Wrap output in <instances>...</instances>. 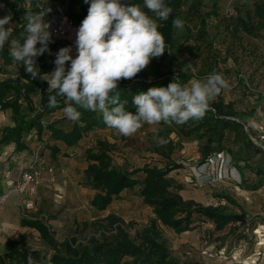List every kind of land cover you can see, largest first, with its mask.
Returning a JSON list of instances; mask_svg holds the SVG:
<instances>
[{"label":"trees","instance_id":"16d2710c","mask_svg":"<svg viewBox=\"0 0 264 264\" xmlns=\"http://www.w3.org/2000/svg\"><path fill=\"white\" fill-rule=\"evenodd\" d=\"M45 1L66 3L68 16L78 27L87 15L89 7L84 0ZM203 1L165 0V3L173 9L167 21H158V30L165 38L166 51L160 58H153L149 66L133 79L119 82L120 99L122 102L126 101V110L134 112L133 97L142 91L146 92L150 87H166L175 77L182 84H186L194 77L191 72H183L177 66L179 59L185 54L195 63L193 53L199 51L195 45H189L192 37V28L189 24H196L197 36L202 41L207 36L205 31L207 19L213 13L202 10ZM252 1H254L252 11L246 14L245 18L240 15L235 18L232 33L243 32L250 37H259L260 33L264 32V0ZM122 2L139 4L143 7V0H122ZM35 3L36 0H32V8L26 11L17 1L10 3L9 0H0V4L9 11L14 22L11 39L21 37L27 23L26 15L39 13L34 7ZM148 14L152 15L151 12ZM177 18L184 21L182 30L173 25V20ZM21 43H23L22 39ZM48 48L49 51L39 56L36 61L41 73H50L52 70L49 56L53 49L51 42ZM0 56L5 67L13 65V59L7 49H0ZM17 67H19L17 79H0V110L10 112L11 122V126L4 127L0 132V145H14L15 151L21 153L27 150L25 142L34 133L37 144L44 143L45 140L44 154L48 146L45 137L70 149L76 147L90 132L113 130L103 123L99 112L85 109H78L81 112L79 121H71V128L66 131L55 126V121L47 123L46 127L42 126L41 122L45 117L62 111L65 107L64 101L57 97L59 106L48 107L49 97L55 93H50L44 83L32 79L24 66L18 62ZM5 74L11 73L8 71L2 75ZM35 95H38L40 112L36 110L37 104L35 105L33 101ZM21 99L25 104L24 107L19 104ZM238 116L233 105L226 103L219 94L212 102L210 110L198 121L190 120L179 125L175 123L168 125L163 122L157 124L158 134L163 141L161 147L156 148L160 156L158 164L132 171L118 168L110 156V145L98 140L93 149L85 152L87 166L83 185L95 192L90 206L97 213H104L124 192L137 189L138 197L152 212L148 224L132 238L121 219L108 215L94 223L84 222L81 229H78L80 231H75L74 236L58 242L47 224V219L44 221L42 218H22L19 226L37 232L44 246L50 249L52 254L38 263L34 259V252L20 247L16 241L8 238L6 256L0 257V264H28L29 257L32 258L33 264H180L171 257L163 237V229L177 234L189 232L193 230L196 219L201 223L211 224L215 233H221L229 225L244 224L246 215L244 212L230 213L226 207L197 206L193 201L182 199L179 195L182 185L171 174L183 167L171 159L175 145L170 135L172 133L183 139L202 142L201 164L221 153H228L231 165L241 176L239 185L247 190H257L264 186V150L251 142L250 134L244 130V124L247 122H243ZM62 118L66 117L60 119ZM231 134L232 142L238 147L237 152L229 151L225 147L227 136ZM51 151L52 155H55L58 149L52 147ZM253 156L259 157V165L256 163L254 168L250 166ZM249 171L256 175L257 180L253 183H249L247 177ZM219 197L235 205L228 196L219 195ZM90 227L96 230L97 236L80 242L77 234Z\"/></svg>","mask_w":264,"mask_h":264},{"label":"rangeland","instance_id":"374dc122","mask_svg":"<svg viewBox=\"0 0 264 264\" xmlns=\"http://www.w3.org/2000/svg\"><path fill=\"white\" fill-rule=\"evenodd\" d=\"M253 4L252 0H204L202 10L213 13L207 19V36L202 41L197 36L196 24H189L192 28L189 45H195L199 51L193 53L195 63L185 54L179 59L177 67L183 72H191L194 76L191 81L202 79L213 71L222 74L227 83L220 93L224 101L237 109L240 120L247 122L252 119L264 132V32L259 37H250L243 32L232 33L237 15L245 18L252 11ZM3 15L4 10H0V18ZM18 68L15 61L12 66L5 67L0 56V76L8 71L17 73ZM33 101L35 105L38 103V95L33 97ZM63 116L60 111L45 117V121L49 123L52 117H56L55 126L68 130L71 121L60 119ZM9 122L10 112L0 110V131ZM158 128L157 124H144L132 137L122 136L115 130L90 132L69 152L61 144L45 137L48 146L44 153L43 169L54 167L56 181L49 188L39 189L35 210L31 213H24L17 206L14 195L0 206V223L4 224L0 225V231L5 227L4 234L0 236V257L6 256L8 238L34 252V259L38 263L52 254L37 232L19 226L22 218L47 219L55 239L61 242L66 237L74 236L84 222L94 223L114 215L124 222L126 231L134 238L152 218L151 209L142 203L135 189L124 192L104 213H97L90 206L95 192L83 185L87 166L85 152L93 149L98 140L105 141L110 145L109 153L113 162L121 170L156 166L160 160L156 148L162 145L158 143L161 141ZM170 138L175 145L171 159L183 167L171 174L182 185L179 193L182 199L193 201L197 206L226 207L230 213L244 212L246 215L244 224L229 225L221 233H215L211 224L196 219L193 230L189 232L177 234L163 229L171 257L180 264H264V186L257 190L241 187V179L237 174L234 175L235 171L231 175V169L235 168L230 163L228 153L201 164L202 142L183 139L172 133ZM232 139V134L227 136L225 147L237 152L238 147ZM36 140V136H32L25 142L29 154L24 163L29 161ZM52 147L58 149L55 155H52ZM252 158L250 166L254 168L256 163L259 165V157ZM9 161L3 160L0 164ZM8 169L12 171L11 174L17 173L13 166ZM247 177L249 183L257 180L251 171ZM0 182V191H7L4 179L0 178ZM219 195L228 196L235 205L225 202ZM92 236H97L92 227L77 234L80 242Z\"/></svg>","mask_w":264,"mask_h":264},{"label":"clouds","instance_id":"9594fccd","mask_svg":"<svg viewBox=\"0 0 264 264\" xmlns=\"http://www.w3.org/2000/svg\"><path fill=\"white\" fill-rule=\"evenodd\" d=\"M84 3L89 7L76 30V56L71 55L70 46L61 48L50 73H41L36 61L49 51L51 32L46 16L51 9L26 15L25 30L19 39H10L12 27H5L12 20L11 15L0 18V49L8 43L13 61L23 65L32 79L47 81V90L55 93L49 97L48 107H58L57 97L62 98V111L68 120L79 121L78 109L99 112L108 128L132 137L144 124L179 125L202 119L227 87L224 76L215 71L186 84L175 77L166 87H150L136 94L132 102L135 111L126 110V101L120 99L119 82L133 79L153 58L165 53V38L158 30V21H167L173 9L165 0H143V7L122 0ZM173 25L182 30L184 21L174 19ZM28 264H33L31 257Z\"/></svg>","mask_w":264,"mask_h":264},{"label":"built area","instance_id":"2783aa9c","mask_svg":"<svg viewBox=\"0 0 264 264\" xmlns=\"http://www.w3.org/2000/svg\"><path fill=\"white\" fill-rule=\"evenodd\" d=\"M17 1L20 5L26 10L29 11L32 8V0H9L10 3ZM34 7L39 12L44 11L48 8L51 9L46 16L47 22L50 24L49 31L51 32V44L53 45V49L50 51L49 56L51 59L52 70L55 69L56 56L58 51L63 47H71L72 52L71 55L73 58L76 56V30L78 26L72 21L66 11V3L59 4V3H47L45 0H36ZM0 10H4V16L11 15L9 11L0 4ZM2 17V18H3ZM12 17V16H11ZM14 22L13 20L10 21L8 25H5L6 28L12 27L13 30ZM11 39V37H10ZM5 49L8 48V43L5 44ZM19 75L17 73L14 74H5L1 75L0 79H17ZM37 81L44 83L47 88L48 84L47 81L40 79L39 77L35 78ZM19 104L24 107L25 104L23 103L22 99L19 101ZM36 110L38 112L41 111L39 107V101L37 103ZM55 119V120H54ZM56 117H52L49 123L56 121ZM42 126L46 127L47 121L43 120ZM244 130L250 134L249 138L253 144L258 146L260 149L264 150V132L260 130V127L253 122L245 123ZM34 136V133H32ZM29 136L28 140L32 137ZM44 143L37 144L33 149L32 159L27 164H20L17 166V176L16 178L12 179L11 177L8 178L7 183V191L0 196V206L3 205L11 195H17V206L24 212V213H31L35 210V202L37 199L38 191L41 187L49 188L51 184L56 181V170L52 166H48V168L43 169L44 166ZM222 156V153L218 155ZM215 158V157H213ZM211 158V159H213ZM222 158V157H221ZM209 159V161L211 160ZM208 161V162H209ZM235 171L234 175L237 174ZM232 172V169H231ZM236 180V179H235ZM41 219V218H40Z\"/></svg>","mask_w":264,"mask_h":264},{"label":"crops","instance_id":"0c3cea01","mask_svg":"<svg viewBox=\"0 0 264 264\" xmlns=\"http://www.w3.org/2000/svg\"><path fill=\"white\" fill-rule=\"evenodd\" d=\"M8 51H9V49H7ZM0 78H1V76H0ZM235 111L237 112V109H235ZM62 112V111H61ZM57 114V113H56ZM247 120V119H246ZM248 123H250V122H253V123H255L252 119H250V120H248L247 121ZM6 126H11V122H9L8 124L6 123L5 125H3V127L1 128V130L4 128V127H6ZM60 129H62V128H60ZM62 130H64V129H62ZM66 131V130H65ZM1 132V131H0ZM57 144H61V143H58L57 142ZM63 147H64V150H66V151H68V150H70L69 148H66L65 147V145H63V144H61ZM58 146V145H57ZM15 147H14V145H9V146H3V145H0V161L2 162L3 160L4 161H7V159H10L11 160V162L9 161V163H7L8 164V167H7V164H0V178L1 179H4V182L6 183V187H7V183H8V178L7 177H12V179H14V178H16V176H17V173L14 175V174H11L10 172H12V171H10L9 172V169L8 168H10L11 166H13V169L14 170H16L17 171V166L18 165H20V164H27V163H29L30 161H31V159H32V154H33V150H32V152H31V155H30V159H29V161L28 162H26V163H24V160H25V158H27V156H28V154H29V151H23V152H21V153H17L16 151H15V149H14ZM60 148V147H59ZM73 149V148H72ZM69 152V151H68ZM67 152V153H68ZM71 154V153H70ZM13 170V171H14ZM237 176H238V178H240L241 176L239 175V173L237 172ZM241 179V178H240ZM2 182V181H1ZM0 182V183H1ZM7 189V188H6ZM6 192V191H5ZM5 192H2V191H0V193L1 194H3V193H5ZM13 195H11L10 196V198L9 199H12L11 197H12ZM14 197H16L17 198V200H18V197H17V195H14ZM8 199V200H9ZM7 200V201H8ZM1 224H3V222H1L0 223V225ZM4 225V224H3ZM4 230H5V227H3V229L0 231V236H2V234H4Z\"/></svg>","mask_w":264,"mask_h":264}]
</instances>
